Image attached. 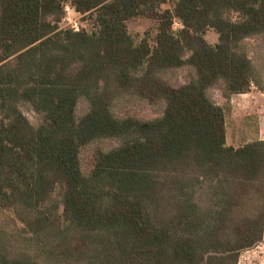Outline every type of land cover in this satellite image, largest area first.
<instances>
[{
	"label": "trees",
	"instance_id": "trees-1",
	"mask_svg": "<svg viewBox=\"0 0 264 264\" xmlns=\"http://www.w3.org/2000/svg\"><path fill=\"white\" fill-rule=\"evenodd\" d=\"M67 1L0 0V264H238L264 240V139L229 144L227 116L264 91L245 45L264 0H71L93 19L79 30ZM147 16L136 39L128 21ZM135 99L162 114L115 112Z\"/></svg>",
	"mask_w": 264,
	"mask_h": 264
},
{
	"label": "rangeland",
	"instance_id": "rangeland-1",
	"mask_svg": "<svg viewBox=\"0 0 264 264\" xmlns=\"http://www.w3.org/2000/svg\"><path fill=\"white\" fill-rule=\"evenodd\" d=\"M167 6H169V4L165 5V7ZM64 8L65 18L67 17L65 20V26L72 27L71 25L77 23L79 28L85 27L87 29H92L93 19L90 14L83 15L79 13L75 9L71 0H68L65 3ZM155 22V19H153L151 16L138 18L136 17L128 21V28L131 34L136 39H140L144 36L145 32L155 24ZM178 27L180 26L175 25V28ZM207 38L210 42L215 43L218 41L219 35L215 30L210 29L207 32ZM245 45L249 51V54L257 65V68L259 70V79L262 85L264 86V38L252 37L246 41ZM188 73L189 70L186 67L178 70L177 73L171 76L174 81V84L180 85L182 83H185L188 80ZM251 87L256 88L257 90H261L255 84H252ZM211 95L218 102H225V98L220 88H211ZM261 97L264 98V95H261ZM240 100H242L243 102H249V104L251 103L249 100V96L234 95L231 99L232 110L227 116V141L229 144L235 146L243 144L248 138V136L251 134L252 130L257 126V120L255 118H250L248 120L249 123H246V120L244 119L245 115L243 113V110L246 108L249 111L250 109L248 106L239 109ZM87 107V102L85 100H81L78 105V114L82 115L86 111ZM260 107L264 109V102H262V104L260 103ZM21 109L33 124L38 125L42 120L41 116L29 106L22 105ZM163 109L164 105H152L146 101L137 99L121 101L117 103L114 107L115 112L120 115L131 113L143 118H153L159 116L162 114ZM258 125L264 130V122L262 125ZM116 144L117 141L106 139L99 140L87 145L81 153L83 171L88 172L92 168L93 156L97 149H109L115 146ZM239 264H264V240L257 246L243 251L240 255Z\"/></svg>",
	"mask_w": 264,
	"mask_h": 264
},
{
	"label": "crops",
	"instance_id": "crops-1",
	"mask_svg": "<svg viewBox=\"0 0 264 264\" xmlns=\"http://www.w3.org/2000/svg\"><path fill=\"white\" fill-rule=\"evenodd\" d=\"M260 93V94H259ZM239 96H249V100H250V104L249 102H243L242 100H240V107L239 109H242V107H249V111L248 109H244L243 113H244V119L246 120V123H249L248 120L250 118H255L257 120V126H259L258 124H263L264 122V109H262V107H260V103L262 104V102H264V98L261 97V95H264V91L261 90H257L256 88H252L245 92V93H239L236 94ZM241 99V98H239ZM249 104V105H248ZM259 135L262 139H264V130L262 128H260L259 126ZM240 261V259H239ZM239 264V263H238Z\"/></svg>",
	"mask_w": 264,
	"mask_h": 264
},
{
	"label": "built area",
	"instance_id": "built-area-1",
	"mask_svg": "<svg viewBox=\"0 0 264 264\" xmlns=\"http://www.w3.org/2000/svg\"><path fill=\"white\" fill-rule=\"evenodd\" d=\"M67 18V17H66ZM66 18L64 19V20H66ZM175 25H179V26H181V23L179 22V21H175V24H174V26ZM75 30H79L80 28H79V26H78V24L76 23V24H74V25H71Z\"/></svg>",
	"mask_w": 264,
	"mask_h": 264
}]
</instances>
